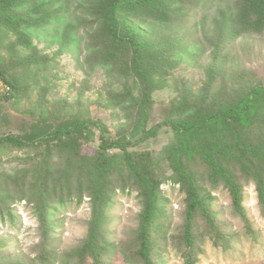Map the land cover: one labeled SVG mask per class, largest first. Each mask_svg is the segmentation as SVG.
Instances as JSON below:
<instances>
[{"label": "trees", "instance_id": "trees-1", "mask_svg": "<svg viewBox=\"0 0 264 264\" xmlns=\"http://www.w3.org/2000/svg\"><path fill=\"white\" fill-rule=\"evenodd\" d=\"M68 1L0 0V43L5 35L15 36L14 45L28 50L21 62L39 71L42 56L32 43L30 32L50 25L53 19L58 21ZM83 1L88 2L85 13L89 19L85 24L89 30L85 70L91 73L101 68L109 78L122 80L120 92L112 94L109 101L118 109L136 111L137 119L129 136L120 135L111 141L101 135L100 149L91 157L80 155V141L89 126L100 134L107 131L97 122L75 120L50 130L33 126L29 134L0 139V146L15 149L57 142L69 164L51 187L48 171L42 168L35 172V184L26 191L13 182V177L2 178L0 214L9 211L15 201H26L38 222L39 244L34 258L0 264H56L59 257L62 264H107L117 253L126 264H160L166 242L163 221L168 204L160 188L164 181L178 186L185 196L178 250L183 264H198L205 236L216 245L225 239L212 211L214 190L219 187L226 190L234 214L248 223L240 181L252 182L264 217V86L260 81L242 85L240 95L235 98L224 97L220 92L210 95L221 74L219 59L225 42L264 29V0H236L238 9L220 14L221 27L215 36L202 94L194 104L185 100L180 109L150 129L146 125L152 92L166 85L167 75L181 65L185 54L193 57L200 54L198 44L188 43L191 36L197 35L198 26L191 33L174 25V17L190 0ZM78 29L76 24L68 23L57 32L59 53L75 41ZM0 81L7 82L1 72ZM12 87L18 94L19 84ZM163 126L169 127L174 135V141L163 152L170 170L165 180L157 175L150 152L129 150L156 137ZM111 149H118L121 154L111 156L108 154ZM197 161L205 167L204 176L190 167ZM116 175L120 179L115 185ZM74 178L77 190L72 194ZM116 191L136 192L141 206L138 227L129 246L116 245L106 237L107 211ZM84 195L90 203L87 236L79 247L57 254L50 247L55 205L63 207L72 198L80 205ZM199 220L206 228L205 235L198 231Z\"/></svg>", "mask_w": 264, "mask_h": 264}, {"label": "rangeland", "instance_id": "rangeland-1", "mask_svg": "<svg viewBox=\"0 0 264 264\" xmlns=\"http://www.w3.org/2000/svg\"><path fill=\"white\" fill-rule=\"evenodd\" d=\"M67 1V0H64ZM66 11L59 14L58 21L42 29L31 30L32 43L41 57L39 71L34 66H25L21 60L28 50L15 46V36L5 35L0 43V72L7 82L0 81V139L8 135H25L32 132L33 126L39 128L55 127L75 120L97 122L106 128L100 134L89 126L81 140L80 155L94 156L100 147L101 135L111 141L120 135L129 136L131 126L137 119L136 111L121 110L109 99L120 92L122 80L109 78L101 68L87 73L83 65L87 55V32L85 24L89 21L83 0H69ZM238 9L236 0H190L174 17V25L194 32L189 44H198L200 54L193 57L185 54L180 66L167 75V83L151 94V106L147 119V129L162 123L185 100L194 104L202 94L211 64L212 47L216 33L220 30L219 17L222 12L230 14ZM79 26L75 41L59 53L58 31L64 24ZM219 65L221 74L215 80L211 93L224 94L235 98L239 87L260 81L264 86V29L260 33H247L235 40L225 42L221 49ZM35 75H32L34 74ZM243 75V76H242ZM16 83L20 91L13 89ZM7 87L10 88L7 91ZM209 100V99H208ZM207 100V102H208ZM131 118V119H130ZM136 138L131 141H135ZM174 141L169 127L163 126L156 137L131 147L130 151L150 152L155 162L157 175L163 180L170 176L168 164L163 157L165 148ZM57 142L48 145L38 144L24 149L0 146V183L3 177H13V182L23 190L31 188L35 172L48 171L51 187L69 166L65 151ZM109 155H120L118 149H111ZM199 175L205 174L200 162L190 164ZM41 177V175L39 176ZM119 176L113 183L118 184ZM71 192L77 187L75 178ZM71 181V180H70ZM243 187V202L248 223L234 214L231 198L222 187L212 192L215 200L212 211L224 234V241L215 244L205 236L201 244L202 254L198 264H264V217L257 203L255 187L252 182L240 181ZM161 190L168 200L166 218L163 221L166 242L162 246L160 264H183L178 251L180 248L181 226L184 218L185 196L179 187L164 181ZM14 194V190L11 191ZM80 205L74 198L66 205H55L53 231L50 247L57 254H63L79 247L87 236L90 219L89 199L84 195ZM69 198V197H66ZM141 211L136 192L121 194L116 191L113 204L107 211L106 237L116 245L129 246L138 227ZM198 231L206 234L201 220ZM39 244L38 222L32 208L26 201H15L9 211L0 214V262L30 260L37 253ZM56 264H62L59 257ZM107 264H126L119 253L107 260Z\"/></svg>", "mask_w": 264, "mask_h": 264}, {"label": "built area", "instance_id": "built-area-1", "mask_svg": "<svg viewBox=\"0 0 264 264\" xmlns=\"http://www.w3.org/2000/svg\"><path fill=\"white\" fill-rule=\"evenodd\" d=\"M6 89H7V91H9V88L8 87Z\"/></svg>", "mask_w": 264, "mask_h": 264}]
</instances>
